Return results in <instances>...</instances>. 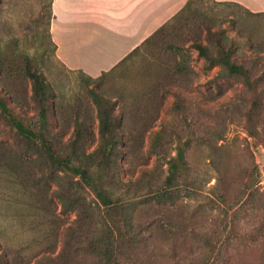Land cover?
I'll return each instance as SVG.
<instances>
[{"label": "rangeland", "instance_id": "rangeland-1", "mask_svg": "<svg viewBox=\"0 0 264 264\" xmlns=\"http://www.w3.org/2000/svg\"><path fill=\"white\" fill-rule=\"evenodd\" d=\"M49 21V0L0 1V264H103L106 241L113 264H264V12L194 2L96 77L57 60Z\"/></svg>", "mask_w": 264, "mask_h": 264}, {"label": "crops", "instance_id": "crops-1", "mask_svg": "<svg viewBox=\"0 0 264 264\" xmlns=\"http://www.w3.org/2000/svg\"><path fill=\"white\" fill-rule=\"evenodd\" d=\"M264 11V0H216ZM187 0H49V36L67 69L96 77L121 64Z\"/></svg>", "mask_w": 264, "mask_h": 264}, {"label": "trees", "instance_id": "trees-1", "mask_svg": "<svg viewBox=\"0 0 264 264\" xmlns=\"http://www.w3.org/2000/svg\"><path fill=\"white\" fill-rule=\"evenodd\" d=\"M199 1H203V0H187V2L181 8V10L183 8H186V7L190 6L194 2H199ZM214 1H216V0H214ZM216 2L217 3H226V2H222V1H216ZM181 10H179V11H181ZM262 12H264V11H262ZM165 24H163L161 27H163ZM160 28H158L153 34H155ZM151 36L146 38L145 41H147ZM194 45H195L196 49L198 50V52L201 55H204V56L209 58V65L222 64V65L226 66L230 72L241 74V75L247 77V70L242 65L236 64L235 62L231 61L229 59V55H228L227 52H224V53H222L219 56H210L208 54L205 46H203L201 43L195 42ZM136 49H134L130 54H132ZM27 73L33 79L34 95H35L36 99L38 100V102H39V104L41 106V108H40V117L44 121L45 120L44 102H45V94H46V87H45L44 80H43L41 75H39L35 71L30 70L29 68H27ZM247 82H248V78H247ZM1 108H2L3 111L6 110V107L3 106V105H1ZM98 114H99V118H100L99 119V130H100V132H101V134L103 136H107L109 134V132H110V126H111L110 111L108 109H102L100 107V105H99ZM17 127H18V130L20 132L29 133V130H27L25 127H23L20 123L17 124ZM78 138H79V134L72 141L73 151L75 150V148L78 145V142H79ZM54 161L61 169H64V170H66V171H68V172H70L72 174L79 175V177L81 179H83L86 183L90 184V181L88 180V174H87L86 170L83 169V168L72 166L70 164L71 157L56 158V159H54ZM182 161H183V149L179 148L177 150L175 159L172 160L171 162H169V166H168L169 167V173H168V176H167V180L170 181L171 179H173L176 176V173H177L178 169L180 168V164H181ZM94 190L96 191L98 197L101 199V201L104 204H109V198H108L107 195L102 194L101 190L98 187H94ZM92 250L94 252H97L99 255H101V258L104 261L103 264H113V261H112L111 258H112V255H114V253H113L112 246L110 245V242L106 241L104 245H99V244H95V242H92Z\"/></svg>", "mask_w": 264, "mask_h": 264}]
</instances>
